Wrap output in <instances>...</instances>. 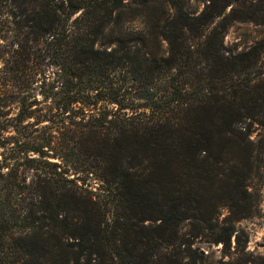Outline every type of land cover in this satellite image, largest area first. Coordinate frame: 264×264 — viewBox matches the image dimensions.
<instances>
[{
  "label": "trees",
  "instance_id": "16d2710c",
  "mask_svg": "<svg viewBox=\"0 0 264 264\" xmlns=\"http://www.w3.org/2000/svg\"><path fill=\"white\" fill-rule=\"evenodd\" d=\"M209 1L0 0L7 128L34 129L0 144V264H198L204 230L248 264L235 222L253 206L264 39L230 50L232 14Z\"/></svg>",
  "mask_w": 264,
  "mask_h": 264
},
{
  "label": "rangeland",
  "instance_id": "374dc122",
  "mask_svg": "<svg viewBox=\"0 0 264 264\" xmlns=\"http://www.w3.org/2000/svg\"><path fill=\"white\" fill-rule=\"evenodd\" d=\"M209 0H207L208 2ZM190 8L199 14L205 6L206 0H189ZM210 2V1H209ZM215 2L227 3L224 15L231 12L229 17V24L225 32V44L227 47L235 52L250 48L252 45L264 39V0H215ZM144 19L142 16H137L129 23L130 27H143ZM166 45V44H165ZM8 47L4 40L0 38V89H3L5 81L3 80L1 70L4 67L7 53L5 50ZM264 67V54L261 63ZM2 82L4 84H2ZM261 86L264 87V81H261ZM10 99V100H9ZM18 111V104L14 102V98L8 97L0 100V144L11 141L8 137L15 135L21 141L28 139L26 135L33 132L32 127L23 128L22 133L16 134L13 128L9 126L10 117L15 115ZM260 119L264 120V108L259 111ZM2 115V116H1ZM41 127V125H40ZM5 130V131H4ZM252 138L256 142V148L252 159L249 162L251 172L246 180L247 188L252 195V212L243 219L235 222L237 233L239 232L242 238H246V258L248 264H263L264 263V126L256 123L253 126ZM39 137L47 136V133L40 129L39 132L34 133ZM9 145V144H7ZM1 158V154H0ZM209 191L213 196V202L210 208L215 212V220L219 224L226 223V218L229 217V210L225 205L223 198L224 180L210 179ZM214 183V184H213ZM212 197V196H211ZM214 203V205H213ZM213 218V219H214ZM208 224L207 222H202ZM192 224L188 221L183 222V232L189 233L193 229ZM204 234H199L195 237L193 248L198 250V264H229L234 259L236 253L235 239L233 237L231 249H226L222 242H213L209 240L206 233L209 230H204Z\"/></svg>",
  "mask_w": 264,
  "mask_h": 264
}]
</instances>
